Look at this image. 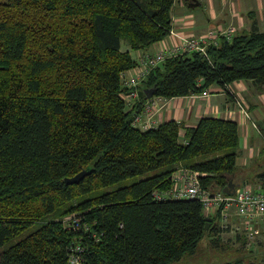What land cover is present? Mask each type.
<instances>
[{
  "label": "trees",
  "instance_id": "trees-1",
  "mask_svg": "<svg viewBox=\"0 0 264 264\" xmlns=\"http://www.w3.org/2000/svg\"><path fill=\"white\" fill-rule=\"evenodd\" d=\"M173 3L0 0V264H67L74 242L83 264H169L218 232L199 201L152 193L170 189L180 168L199 172L210 191L235 181L236 122L202 117L142 130L132 118L148 98L137 94L127 107L120 81L137 64L121 41L138 50L165 38ZM206 52L166 59L137 91L174 97L212 83H264V31L222 36ZM85 169L78 182L64 181ZM69 213L89 231L66 228Z\"/></svg>",
  "mask_w": 264,
  "mask_h": 264
},
{
  "label": "crops",
  "instance_id": "crops-1",
  "mask_svg": "<svg viewBox=\"0 0 264 264\" xmlns=\"http://www.w3.org/2000/svg\"><path fill=\"white\" fill-rule=\"evenodd\" d=\"M230 28L234 33H245L253 29L264 31V0H174L171 31L165 38L138 50H131L129 45L121 41V49L129 51L138 62L146 53H154L177 43L178 36L204 37L208 29L221 31ZM228 85L246 103L251 119L245 117L234 105L230 94L217 83L208 87L207 96L199 93L174 97L153 96L143 104L145 108L153 101L152 118L156 125L175 120L184 127L195 126L202 117L235 121L239 146L236 155L237 178L234 182L239 186L249 184L254 188L264 187V178L257 177L258 173L264 171V83L242 79ZM136 98H130V105ZM213 217H209V223H216L218 228L215 235L212 233L213 237H225L228 242L235 243L238 250L246 249L255 254L264 248V218L246 222L232 212L228 229L222 230L219 218L214 222ZM250 226L258 230L252 236H248Z\"/></svg>",
  "mask_w": 264,
  "mask_h": 264
},
{
  "label": "built area",
  "instance_id": "built-area-1",
  "mask_svg": "<svg viewBox=\"0 0 264 264\" xmlns=\"http://www.w3.org/2000/svg\"><path fill=\"white\" fill-rule=\"evenodd\" d=\"M171 31V30H170ZM234 34L232 28L228 30L217 31L208 29L204 37L178 36L177 43L166 49H159L154 53L142 55L135 66L121 72L120 81L123 88L128 90L124 95L127 107L130 106V98L137 97V89L142 80L156 66L162 64L166 59L191 52H198L200 55L208 58L206 52L207 45H216L218 39L230 37ZM208 89V88H207ZM207 89L199 94L208 95ZM223 89L230 94L234 105L251 119L252 115L248 110L246 103L235 94L233 89L226 84ZM154 103L149 102L146 107L133 113L132 124L142 130L156 127V122L152 118L154 114ZM199 172L190 168H180L176 170L171 177L172 187L166 191L155 190L152 194L155 199L164 198H191L201 203L202 213L205 217H211L219 210V222L221 229L228 228L229 218L232 212L242 221H252L254 219L264 218V187L254 188L249 184H243L236 187L232 194H226L223 191H210L203 188L199 181ZM64 226L73 231L87 233L89 225L82 220L79 213H69L62 218ZM248 236L257 233L258 230L249 227ZM95 237V235H91ZM84 247L79 242H74L69 247V256L67 264H83Z\"/></svg>",
  "mask_w": 264,
  "mask_h": 264
},
{
  "label": "rangeland",
  "instance_id": "rangeland-1",
  "mask_svg": "<svg viewBox=\"0 0 264 264\" xmlns=\"http://www.w3.org/2000/svg\"><path fill=\"white\" fill-rule=\"evenodd\" d=\"M125 44L126 42L124 41V45ZM138 179L139 177L127 178L120 183H116L114 186L127 185ZM227 229L228 228L223 230ZM23 234H25V232L13 240H16ZM211 237H213L211 233H206L204 237L198 241L193 253L185 254L180 260L169 264H235L236 262L241 264H259L260 261V264H264V260H262L264 258V248L259 249L257 254L252 251H249V253L246 249L238 250L235 243L228 242V239L225 237L219 236V240L216 242L217 244L211 241ZM0 250H2V248H0Z\"/></svg>",
  "mask_w": 264,
  "mask_h": 264
},
{
  "label": "water",
  "instance_id": "water-1",
  "mask_svg": "<svg viewBox=\"0 0 264 264\" xmlns=\"http://www.w3.org/2000/svg\"><path fill=\"white\" fill-rule=\"evenodd\" d=\"M153 92L154 90L152 88H143L139 91H137V94L139 96L143 95L145 98H149L151 97V95H153ZM89 171L87 169L85 170H82L80 172H78L77 174L73 175L72 177H66L64 179V181L66 183H76L78 182L84 175H86ZM239 184L238 183H235L234 181H232V179L229 180L228 184L225 185L223 188H222V191L226 194H232L236 187H238ZM207 224L205 225V227L207 228Z\"/></svg>",
  "mask_w": 264,
  "mask_h": 264
},
{
  "label": "bare ground",
  "instance_id": "bare-ground-1",
  "mask_svg": "<svg viewBox=\"0 0 264 264\" xmlns=\"http://www.w3.org/2000/svg\"><path fill=\"white\" fill-rule=\"evenodd\" d=\"M208 48V47H207Z\"/></svg>",
  "mask_w": 264,
  "mask_h": 264
}]
</instances>
